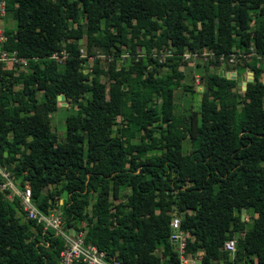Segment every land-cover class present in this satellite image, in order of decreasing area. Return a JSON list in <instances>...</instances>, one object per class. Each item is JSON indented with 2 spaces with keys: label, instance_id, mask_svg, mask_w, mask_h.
<instances>
[{
  "label": "trees",
  "instance_id": "1",
  "mask_svg": "<svg viewBox=\"0 0 264 264\" xmlns=\"http://www.w3.org/2000/svg\"><path fill=\"white\" fill-rule=\"evenodd\" d=\"M4 1L3 20L14 21L4 46L27 61L0 62V165L29 185L36 208L58 210L66 228L128 264H176L172 215L203 263L264 264V0ZM184 51L210 57L200 89L181 81ZM231 52L230 68L250 77L243 88L216 69ZM180 85L198 106L175 131ZM6 192L0 264H57L61 237Z\"/></svg>",
  "mask_w": 264,
  "mask_h": 264
},
{
  "label": "built area",
  "instance_id": "2",
  "mask_svg": "<svg viewBox=\"0 0 264 264\" xmlns=\"http://www.w3.org/2000/svg\"><path fill=\"white\" fill-rule=\"evenodd\" d=\"M4 13L5 1L0 0V62L13 66L25 65L27 61L25 57L18 56L15 50H10L4 46L6 41L3 20ZM65 54L66 52L63 50H60L59 52L54 50L51 53V56L61 57ZM181 54L182 56H191L198 53L184 51ZM153 55H155V53H153ZM160 55H163L164 58V53H161ZM236 55L237 54L234 52H231L227 59L232 61ZM222 57V54L219 55L220 60ZM3 190H7V198H11L14 194L19 196L20 205L26 218H34L36 222L42 224V228L51 227L54 232L61 237L63 242L58 253L57 264H128L113 256H107L105 252L99 249L95 244L84 241L82 230L74 231L66 228L63 225L59 211L57 214H53L52 210L48 213L39 211L31 198L29 185L25 183L23 188H18L16 181L11 177L9 170L0 165V191ZM169 226L171 231L168 238L176 250V264H205L201 260L202 251L200 249H197L201 251L200 254H198L196 250L194 252L186 250V238L189 237L190 234L187 230L182 229L179 226V217L177 215H172L170 217ZM222 248L233 254L235 250L234 238H225ZM232 264L245 263L243 261H237L232 262Z\"/></svg>",
  "mask_w": 264,
  "mask_h": 264
},
{
  "label": "rangeland",
  "instance_id": "3",
  "mask_svg": "<svg viewBox=\"0 0 264 264\" xmlns=\"http://www.w3.org/2000/svg\"><path fill=\"white\" fill-rule=\"evenodd\" d=\"M4 25L7 27L12 28L14 26V21L11 18H7L6 21H4ZM4 26V27H5ZM238 50V48H236ZM82 53L84 52L83 49L81 50ZM97 56L99 58V63H100V68L103 70L105 62L107 61L104 60V54L100 52L98 49H95ZM121 57V56H120ZM91 58V56L88 58V60ZM110 56L108 57V59ZM160 58V59H159ZM158 58V61L163 60V55H160ZM209 55L206 54L205 52L203 54H195L191 56H182L181 62L178 65V69H180L183 72V77L181 79L183 84H191L195 85V88L200 89L201 86V67L202 64L206 61L209 69H214V67L210 64L209 62ZM235 59V58H234ZM234 59L232 61H229L227 59L226 61L220 60L221 63H218L216 66L217 71L219 69H223L225 71H234L236 69L230 68L232 66V63H234ZM120 61V60H117ZM205 62V63H206ZM228 64V66H227ZM158 70L160 71H165L166 66L165 65H160L157 66ZM9 69V68H7ZM246 69H237L236 73L237 74H245ZM106 76L101 75V82L105 83ZM198 92L194 89H184L182 85L174 88L173 90V102H174V107H173V122L175 126V131L177 129L181 128V117L182 115H185L188 113L191 109H197L198 106ZM65 109L58 108L57 110L53 111L51 114L53 117L52 120V126L55 128V131L57 133V136L59 139H62L64 136V125H63V118L66 114ZM62 118V119H61ZM177 128V129H176ZM189 146V142L187 138H184L182 140V152L187 151ZM122 197V196H121ZM62 201V200H61ZM58 211V210H57ZM243 216V219L249 218L248 214L242 210L240 212V216ZM202 251V249H200ZM200 250H196L198 254L201 253Z\"/></svg>",
  "mask_w": 264,
  "mask_h": 264
},
{
  "label": "water",
  "instance_id": "4",
  "mask_svg": "<svg viewBox=\"0 0 264 264\" xmlns=\"http://www.w3.org/2000/svg\"><path fill=\"white\" fill-rule=\"evenodd\" d=\"M218 73L219 74H221V75H225V76H227V77H230V78H235L236 79V82H237V84H241L242 85V88L244 87V84H245V82H246V79H249L250 77H245V75L244 74H236L235 73V71H225V70H223V69H219L218 70ZM63 97V95L62 94H60V98H62ZM16 181H17V179H16ZM64 194V193H63ZM243 209H241V211H242ZM52 213L53 214H57L58 213V211L57 210H52ZM60 214H61V212H59ZM243 216L241 215V218H242ZM171 245H172V243H171Z\"/></svg>",
  "mask_w": 264,
  "mask_h": 264
}]
</instances>
